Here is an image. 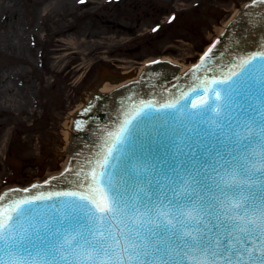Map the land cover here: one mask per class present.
Segmentation results:
<instances>
[{
    "label": "snow or ice",
    "instance_id": "snow-or-ice-1",
    "mask_svg": "<svg viewBox=\"0 0 264 264\" xmlns=\"http://www.w3.org/2000/svg\"><path fill=\"white\" fill-rule=\"evenodd\" d=\"M254 61L264 68V52L243 59L241 71L228 80L212 82L226 85L223 96L205 89L203 98L190 102L195 111L186 115L195 137L145 114L146 121H162L155 137L149 133L143 140L138 126L129 128L126 121L117 139L129 141V150L117 171H109L117 167L109 162V147L97 161L101 171L88 173L91 182L83 192L0 197V264H264V119L257 120L260 108L253 99L264 107V78L250 67ZM210 113L218 117L220 130L203 126ZM253 126L258 131L251 136L237 131ZM203 133L218 142L204 144L210 159L196 142H204ZM178 136L185 147L177 148V156L172 149ZM157 137L155 151L164 150L165 167L155 162L151 167L167 184L135 171L138 161H154ZM189 157L199 167H192ZM209 166L230 180L217 182L206 171ZM178 184L186 186L183 193Z\"/></svg>",
    "mask_w": 264,
    "mask_h": 264
},
{
    "label": "rangeland",
    "instance_id": "rangeland-1",
    "mask_svg": "<svg viewBox=\"0 0 264 264\" xmlns=\"http://www.w3.org/2000/svg\"><path fill=\"white\" fill-rule=\"evenodd\" d=\"M104 1L0 0V89L27 101L22 112L0 104V191L61 169V124L104 82L149 59L193 64L249 0Z\"/></svg>",
    "mask_w": 264,
    "mask_h": 264
},
{
    "label": "water",
    "instance_id": "water-1",
    "mask_svg": "<svg viewBox=\"0 0 264 264\" xmlns=\"http://www.w3.org/2000/svg\"><path fill=\"white\" fill-rule=\"evenodd\" d=\"M230 21L232 22L231 25L224 27L223 32L219 34L221 39L204 60L196 68L188 70L189 72L187 71L186 74L183 73L182 76H176L175 73H178L179 70L178 66L173 68L160 63L150 69L142 67L139 79L133 84H125L119 87L118 90H113L108 94L92 93L94 96L91 95V98H94V101L102 99L96 104L89 119L85 123H81L80 132H72L73 129H69V143L64 148L68 162L70 160L68 170L46 184L37 185L24 192L13 190L2 197L7 201L9 199L31 198L40 194L47 195L59 191L83 192L91 182L88 173L93 168L97 172L101 171L100 168L96 167L97 161H101L102 157L108 154L107 149L109 147L112 149L111 154H108L109 162L117 166L109 169V171L113 173L117 171L120 160L124 158L129 150V141L117 139L120 129L125 126L126 121L130 122L127 125L129 128L138 126L139 134L143 140L147 141L149 133L155 137V128L162 121H146L145 114L161 117L167 122L165 126L171 125L178 131L186 129L188 135L195 137L196 133L192 131L193 125L188 122L186 115V113L195 111L192 109L190 102L199 101L203 98L205 89L214 88L223 96V89L226 85L212 82L228 80L232 73L241 71L240 64L243 59H247L253 54L264 52V0L256 1L245 9L243 6ZM250 67L254 68L258 79L264 78V68L261 67L260 61H254ZM147 69L148 71H146ZM253 99L256 107L260 108V111L256 113L257 120L264 119V107H261L259 99L255 97ZM91 101L92 103L94 102L93 100ZM185 103H188L186 109L183 107ZM167 105H174L175 107L169 108ZM83 106L85 107L86 104ZM218 111L222 112L223 110L218 109ZM76 114L74 115L73 123L75 119H80V114L78 115L77 112ZM86 114L82 117L83 119L87 118ZM199 119L200 117L198 116L194 117V120ZM217 119L218 117L215 113H210L203 120V126L213 131H218L222 126L215 123ZM237 131L242 136H251L258 129L253 126L247 129L240 128ZM202 135L205 137L204 142L201 143L198 138L196 142L201 145L200 150L203 152L204 157L210 159L211 151H204V144L216 147L218 142L213 136L207 135V133ZM74 136L78 138L74 145L69 148ZM158 139L157 137L153 140L154 149L151 157L154 158V161L150 158L147 165L142 161H138L135 165V171L141 175L154 174L167 184L169 183L168 179L151 167L153 162L161 168L165 167L164 163H161V156L164 154V150L161 148L159 153L155 151V147H158L156 143ZM178 147H185L183 136L177 137V144L172 149L177 156L179 155ZM113 156L119 157V159L113 160ZM171 159L172 155L169 154V162ZM188 163L192 167H199V162L191 160L190 157L188 158ZM206 171L217 182L222 184L230 180V177L222 169L213 172L211 166H209ZM170 175L174 176L175 174L170 172ZM209 182L211 183V181ZM178 187L181 193L185 191V185L178 184Z\"/></svg>",
    "mask_w": 264,
    "mask_h": 264
},
{
    "label": "bare ground",
    "instance_id": "bare-ground-1",
    "mask_svg": "<svg viewBox=\"0 0 264 264\" xmlns=\"http://www.w3.org/2000/svg\"><path fill=\"white\" fill-rule=\"evenodd\" d=\"M245 4L246 3L244 2L241 5V7L239 9H237L232 14V17H234L235 13L239 12L241 10V8ZM3 7H5L4 3L0 2V8H3ZM232 17H231V19H233ZM226 25L224 27H227ZM224 27H222L219 30V32L217 34V38L219 37V34L223 32ZM209 49H210L209 46L206 47V51H208ZM151 61H154V60L153 59L146 60L143 63L142 67H149V64H150ZM160 61H166L168 63L177 65L179 70H178V73H175L176 76H182L183 73H186L189 70V68H190V65L181 66L176 60H172L170 58H161ZM142 67L138 70V73H137V75L135 77L128 78V79L119 81L117 83H110V82L106 81L101 86H99L93 93L94 94H108V93H111L113 90H118L119 87H121V86H123L125 84H133V83L137 82V80L139 79V76L141 74ZM6 84H7V87H4L3 89H0V104L5 105L7 107H9V106L18 107V108H20L21 112L24 111V109H22V108L27 104V101L26 100L22 101V97L21 96L23 94L15 91V89L12 87L11 83H6ZM82 107H84L83 104L79 103L76 107H74L71 111H69L68 114H67L66 119L61 124L62 134H63L64 141H65V148L67 146V143H69V129H72L74 115L76 114V112L81 110ZM67 163H68V157H67V155L65 153L64 160H63V162L61 164V168H64ZM58 173L59 172H57V173L55 172L54 174H58Z\"/></svg>",
    "mask_w": 264,
    "mask_h": 264
},
{
    "label": "flooded vegetation",
    "instance_id": "flooded-vegetation-1",
    "mask_svg": "<svg viewBox=\"0 0 264 264\" xmlns=\"http://www.w3.org/2000/svg\"><path fill=\"white\" fill-rule=\"evenodd\" d=\"M122 1H124V0H116L115 2H114V5H120V3H122ZM103 8H105V7H103Z\"/></svg>",
    "mask_w": 264,
    "mask_h": 264
}]
</instances>
